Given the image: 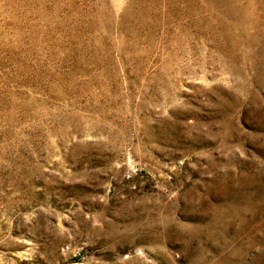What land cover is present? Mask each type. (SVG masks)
Here are the masks:
<instances>
[{
  "label": "rangeland",
  "instance_id": "1",
  "mask_svg": "<svg viewBox=\"0 0 264 264\" xmlns=\"http://www.w3.org/2000/svg\"><path fill=\"white\" fill-rule=\"evenodd\" d=\"M0 264H264V0H0Z\"/></svg>",
  "mask_w": 264,
  "mask_h": 264
}]
</instances>
